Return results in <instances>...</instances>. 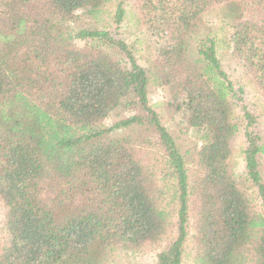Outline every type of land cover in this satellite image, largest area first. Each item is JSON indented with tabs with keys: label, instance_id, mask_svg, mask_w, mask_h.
Instances as JSON below:
<instances>
[{
	"label": "trees",
	"instance_id": "trees-1",
	"mask_svg": "<svg viewBox=\"0 0 264 264\" xmlns=\"http://www.w3.org/2000/svg\"><path fill=\"white\" fill-rule=\"evenodd\" d=\"M124 2L0 0V264H107L149 248L155 264H181L188 242L192 264H264L259 116L215 41L192 47L217 8L264 106V0H131L156 38L149 71L119 37ZM247 3L257 19L242 18ZM150 77L194 131L183 152L150 106Z\"/></svg>",
	"mask_w": 264,
	"mask_h": 264
},
{
	"label": "rangeland",
	"instance_id": "rangeland-1",
	"mask_svg": "<svg viewBox=\"0 0 264 264\" xmlns=\"http://www.w3.org/2000/svg\"><path fill=\"white\" fill-rule=\"evenodd\" d=\"M123 7L125 9V16L118 31L119 37L128 46L137 63L149 71L154 60V48L152 49V47L156 45V38L152 39L149 30L137 22L131 0H125ZM240 12L242 13L241 16L243 19H257L254 9L248 3L242 7ZM88 23L85 18L80 19L77 24L75 22L71 25V32L86 27ZM231 26L230 21L224 18L217 8L207 11L201 16L200 23L192 32V47L200 45L207 37L215 41L217 58L223 72L236 89L242 90L245 107L250 112L253 111L255 115L259 116V128L261 134L264 136L263 101L257 94L254 86L250 83L246 69L240 60L233 56L229 42V35L232 31ZM83 45V42H76V46L79 48ZM147 97L150 106L159 115L162 125H164L174 139L177 148L181 152L185 151L190 147L191 142H194V131L188 130L184 123L181 122V117L179 115L174 116L175 114L170 111L165 92L153 81L152 77L149 80ZM111 122L112 119L109 118L106 121V125L110 126ZM127 131L128 134L133 133L131 130ZM232 163L237 173L242 172L244 162L238 153L234 155ZM5 211L0 203V242H4L7 238ZM189 244L190 242L187 243L181 264H192ZM157 253L158 250L156 248H149L141 253L135 254L117 251L111 256L107 264H155Z\"/></svg>",
	"mask_w": 264,
	"mask_h": 264
}]
</instances>
